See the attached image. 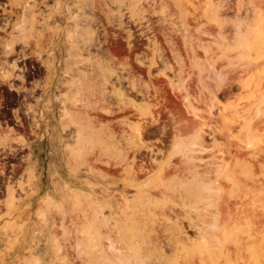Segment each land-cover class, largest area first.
Here are the masks:
<instances>
[{
  "label": "rangeland",
  "instance_id": "1",
  "mask_svg": "<svg viewBox=\"0 0 264 264\" xmlns=\"http://www.w3.org/2000/svg\"><path fill=\"white\" fill-rule=\"evenodd\" d=\"M89 1L90 4L77 7V1L73 0L71 7L91 30L79 38L88 46L82 51V57L96 58L99 65L105 66H102L105 70L99 72L96 64V77H91L90 60L81 72L82 66L69 52L66 28L72 27V21L65 20L62 29L56 34L53 32L51 39L45 35L28 37L21 30V26L28 24H15L16 11H23L27 2L21 5L17 0L15 3L21 6H16L11 13L13 25L6 34L8 43L19 42L25 46L23 41L15 40V35L26 36L25 41L29 39L27 42L37 63L44 65L38 82L41 97L32 109L36 117L33 124L17 132L3 129L0 137V155L12 151L16 157L12 161L17 162L13 172L7 171L6 163L0 164V181L4 179L3 184H7V187L1 185L0 190V264H131L121 257L122 250L137 251L136 264H187V260L193 264H204L205 260L207 264H264V227L258 228L254 214L241 211L243 208L249 211L256 203L263 208L264 190L260 193L263 202L256 201L248 198L247 191L240 189L238 183L215 172L218 160L230 163L232 171L239 163L228 153L230 144L242 136V122L226 130L224 120L214 117L210 126L199 129L201 136L197 139L200 124L176 134L172 130V114L167 108L158 112L144 141L148 146H155L158 158L169 159L177 166L170 182L173 189L166 196H156V207L147 206L137 213L128 210L124 216L111 213L112 191L119 199H130L136 189L125 194L111 186L106 175L107 147L98 137L99 127L107 123L109 116L106 104L110 100L107 97L111 88L110 64L116 66L120 74L145 83L158 78L154 85L166 88L170 91H166L168 95L176 93L178 104L193 121L199 119L187 111L184 104L187 99L179 98L186 93L187 86L191 88L189 98L195 105L204 112L212 109L213 114L217 112L218 103L235 108L237 103L240 106L254 98L258 101L260 94L255 85L249 90L242 86L231 90L226 75L228 80L211 79L213 85L208 88L201 85L200 76L210 75L212 69L223 68L226 74L231 68L241 71L247 67L249 58L257 63L259 59L264 60L263 3L258 10L255 4L259 0H101L99 4L98 0ZM29 2L33 4L34 0ZM39 40L43 42L42 47L36 44ZM249 41H252L249 52H243L241 46ZM127 59L132 64L124 69ZM263 62L260 68L253 69L258 70L259 75L264 73ZM253 72L244 75L250 82L249 75L255 78ZM99 73L103 74L99 76ZM68 83L71 84L69 89ZM176 86L182 90H173ZM116 87L136 102L144 101L127 81L117 83ZM201 91L202 102L196 99ZM65 94L71 116L65 112ZM233 115L234 112H228L225 119L230 120ZM93 120H100L96 121L95 129L91 125ZM77 128L86 139L87 160L82 153L74 154L81 150ZM260 134L255 140L257 144H264V131ZM68 146L76 151L72 153ZM220 149H225L223 159H220ZM262 170L264 162L259 164V171ZM9 173L12 177L7 179ZM152 177L153 172H148L146 179L150 181ZM224 181L232 184L225 186L226 190L230 189L231 198L236 193H244L246 201L237 204L238 212L232 211L226 217L207 216L206 220L202 212L214 208L216 199L204 186L208 183L223 187ZM19 182L23 189L17 186ZM64 184L69 190L64 189ZM11 185L18 202L16 210L10 213ZM70 190L75 191L74 197ZM223 193L221 189L220 194ZM96 204L100 205V211L95 217L91 213ZM91 215L93 219H89ZM103 216L108 220L103 221ZM197 222L212 230L202 232ZM261 223L264 225L262 215ZM113 254L117 257L113 258ZM223 258L225 263H222Z\"/></svg>",
  "mask_w": 264,
  "mask_h": 264
},
{
  "label": "bare ground",
  "instance_id": "2",
  "mask_svg": "<svg viewBox=\"0 0 264 264\" xmlns=\"http://www.w3.org/2000/svg\"><path fill=\"white\" fill-rule=\"evenodd\" d=\"M51 1L53 2L52 4L50 3ZM75 1H77V4H75L77 7L84 6L85 4H90L89 0L88 1L75 0ZM100 1L101 0H98V4L100 3ZM26 2H27V6H25L23 11L20 10L16 11L18 19L15 24H21V25L28 24L26 26H21V30L24 31L28 37L33 35H38L39 37L45 35V36H49V38L51 39L53 32H55L56 34V32L62 29L61 24H64L65 20H70L73 22L72 27L70 28L68 26L66 28V36L70 42L69 52L71 56H76L75 57L76 62L82 66L81 72L85 71L84 69L85 66L90 64V63L87 64L88 60H90L91 65H93L92 66L93 69L91 68V65L89 66L93 71L92 73L93 75H91V71L89 68L88 69L89 71H87L88 76L91 75V77L92 76L96 77L97 75L95 72L97 71L95 70L96 64H97V68L99 69L98 70L99 72L105 70L103 69V67L105 66L99 65L96 58L90 59V58L82 57V51L86 50L88 46H85V42L82 43L79 38L85 37L91 30L87 27V25L89 26V24H85L83 22V19H81V17L79 18L77 13H73L71 7L72 6L71 3L73 2V0H40V1L34 0L33 4H31L30 2L28 3V0H25V2H23L22 0L20 1L18 0L17 3L23 5ZM262 3L264 5V0H259L257 4H255L256 6H258V10L261 8L259 7V5L260 4L262 5ZM44 5L45 8H43ZM263 18L264 17H262V19ZM53 23L56 24L54 27L51 26V24ZM253 23L257 24L256 22ZM262 23L264 24V22ZM38 26L41 27L40 30H38L39 29ZM24 37L23 35L18 34V36L15 35V40L23 41L26 44L28 43L27 41L29 39L25 41L26 38ZM260 42L262 43V40H260ZM42 43H43L42 40L36 41V44H38L40 47H42ZM44 45L47 44L44 43ZM249 45H252V41H249V43L242 45L243 47L241 46V50L243 52L248 53ZM259 50H261V48ZM247 61H246L247 67L243 66L245 69L243 68L242 70L241 68V71H235L234 68L233 69L231 68L234 71L232 72L231 69L230 71L227 70V72L228 71L229 72L226 74L223 72V68L222 70L220 69L221 71L212 69L210 75L208 74L209 76L207 74L200 76V82L202 86H207L208 88H210V86L213 85L211 79H217L220 81L222 79H227L225 77L227 75V77L229 78V80L227 79L229 81L228 88H231V90L237 86L238 87L242 86L243 88L249 90L252 86L255 85L259 89L258 91L260 92V93L258 92V95L260 94V96L258 97V101L256 98H254V100H248L247 103L245 102V104L240 106H237L239 104L237 103V105L235 104L237 106V110H234L236 109V106L234 108L233 106H227L224 103H218L216 105L217 112L213 114L212 109L205 110L204 112L202 111V109H200L198 106L195 105L193 99L189 98L191 88L187 86L186 93L183 95L180 94V96L179 95L178 96L179 98L182 97L187 99V101L184 102L187 111L193 113L199 119L198 121H193L191 120V118L187 116L185 110L178 104L176 100L177 99L176 93H175L176 95L173 93L174 96L171 95L172 93L168 95L170 91L166 90V88H164L161 85L159 86L154 85V83H157L158 78H154V79L152 78L150 79L151 80L150 82L145 83L142 82L141 80L135 79L134 77L128 78L124 74H120L117 71L116 66L111 64L109 65L110 68H109L108 76L111 77L110 79L111 88L107 91V97L110 100L108 101V105L106 104V110L109 116L107 117V123L104 124L103 127L101 126L99 127L100 129L98 133V137L102 141V145L107 147L106 161L108 162V167L106 168V175L111 181L112 184L111 186L118 187L122 192H125V194H127L128 190L130 189H134V190L136 189V193L133 194L132 198L130 199L127 198L119 199L115 196L114 191H112L113 195L109 199V204L112 207V212H111L112 214L113 212H115L121 216H124L127 215L128 210H132L134 213H137L139 211L144 210L147 206L152 205L153 207H156V202H157L156 196L157 195L166 196L167 193L173 189V185H171L170 182L173 181L172 176L176 174V171L178 170L177 166L173 165L169 159L162 161L160 158H158L156 155L157 153L154 150L155 146L154 145L148 146L145 144L144 141L145 137L150 133L149 132L150 129L153 128L154 122L158 118L157 117L158 112L162 111L165 108H167V111L172 114L171 115V118L173 119L172 130H175L176 134H179L182 131H186L192 128L195 124H200V126L202 127H199L196 130L197 139H200L201 136L199 129H203L204 126L205 127L210 126L211 121L214 119V117L224 120V125H225L224 129L226 130L233 129L237 125V123L242 122V127L240 129L242 132V136L240 135L241 138L239 137L238 140H236V142L230 144L232 147H229V149L231 150L230 153H228L231 154L235 159H237L239 163L236 164L234 170L232 171L230 163L224 162L222 160H218L216 161L217 165L215 167V172L218 176L222 174L226 177V179L238 183L240 189H242L244 192L247 191L246 194H248L249 196L248 198H255L256 201L260 200V202H263L260 193L261 190H264V170L259 171V164L264 162V144H257V140H255V137L256 135H259L264 131V73L263 74L261 73L262 75H259V73H257L258 70L255 72L253 69H257L256 67L262 65V61L264 60L261 61L259 59L261 63H259V61L257 63L255 59L249 58ZM141 62H143V60H141ZM219 62L221 63V61ZM219 62H217V65ZM131 64L132 63L127 59L124 69L127 68V65H131ZM3 67H4L3 69H5L4 65ZM13 67L14 66L12 65V68ZM3 69L1 68V70ZM252 72L253 74L255 73V78H253L254 76L252 77L254 80L250 76ZM246 73L250 74L249 79H251V82L248 81L247 78H245L246 76L244 75ZM11 74L12 73L3 70L1 72V79L8 80ZM102 74L99 73V76ZM22 76L21 77L18 76V78L22 79ZM108 80L109 78L107 77L105 81L108 82ZM252 80L254 82H252ZM125 81L129 83L132 91H135L136 95L142 96V99L144 101L136 102L133 98L129 97L123 90L117 89L116 84L124 83ZM82 82L83 81H81V83ZM68 84L69 85H67V87L69 89L71 84L70 83ZM60 85H63L62 81ZM172 89L173 90L177 89L180 91L182 90V88L179 86H176L175 88ZM256 89H255V93H257ZM166 91L168 93H166ZM65 96H66L65 101H63L65 106V112L67 116H71L72 114L67 109L68 96L67 94H65ZM196 99L197 101L200 102L203 101L204 97L202 91H201V95ZM95 109H98V107H95ZM228 112H234V115L230 120L225 119V114ZM96 121L98 123L100 122V120H93V122L91 123L94 129L96 126ZM62 123L64 124L63 121ZM82 129L83 127H81V130ZM81 130L77 128L76 131V137L79 143L78 148L81 150L80 152L74 154H76L77 156L79 153H82L83 158L87 160L88 150L85 147V143H84L86 139L84 138V134ZM262 143H264V140ZM67 149L69 151L71 150L72 153L76 151L75 148L69 146L67 147ZM220 152L222 153L220 159H223L225 149H220ZM147 153H149V156H147ZM150 171L153 172V177L151 178L150 181H148L146 179V175ZM117 180H119L118 182L119 185H116ZM222 185L223 187L221 185L209 186L207 183L204 186V188L209 193L215 195V199H216L214 208H210L202 212L206 220L208 219L207 216H214L220 214L226 217L232 211L238 212L240 208L239 205L237 204L238 203L243 204L246 201L245 199L246 194L244 193L242 194L236 193L234 198L230 197L229 195L230 189L228 188L226 190L225 186L230 187L232 184L230 183L226 184V181H224ZM17 186L23 189L22 182H19ZM10 187H11L10 190L11 199H9L8 205L10 207V213H11L14 210H16L18 201L14 197L15 188L13 187V185H11ZM64 189L69 190L67 184H64ZM221 189L225 191V193H223L222 195L220 194ZM70 192L72 194V197H74L75 191L70 190ZM219 197L220 199H218ZM47 199L50 200L51 197H47ZM217 200L219 201L217 202ZM206 203L209 204L208 202ZM99 207L100 205L98 204L95 205L94 210L91 213L93 216L96 217L99 215V211H100ZM246 209L247 208H243L241 210L243 212L242 214L245 213L254 214V216L257 218L256 222L258 228L264 227V225L261 223V215L264 216V207L262 208L256 203V205L249 211ZM92 215L89 219H93ZM86 216H88V214H86ZM101 219L103 221H107L108 217L103 216L101 217ZM210 223L216 226V223L213 222ZM196 225H198V227L202 229V232H208V230H212L208 226H203L198 222ZM128 237H130V235H128ZM157 240H159V237H157ZM121 253L123 254V256L121 257H123L124 260L130 262L131 264H136L137 251L129 252L122 250ZM114 256L117 257L116 254L112 255L113 258H115ZM186 260L185 262L188 261L187 264H193L192 263L193 261L189 262V260L187 261ZM223 261H225L224 258L222 259V263H225ZM204 264H207V260H205Z\"/></svg>",
  "mask_w": 264,
  "mask_h": 264
},
{
  "label": "flooded vegetation",
  "instance_id": "3",
  "mask_svg": "<svg viewBox=\"0 0 264 264\" xmlns=\"http://www.w3.org/2000/svg\"><path fill=\"white\" fill-rule=\"evenodd\" d=\"M16 1L0 0V137L3 129L17 132L27 125H32L36 119L33 117L32 108L34 109V105L41 97V87L38 82L43 75L41 66L44 64L37 63V58L31 52L28 43L21 46L19 42H15L12 46L8 43L9 37L6 36L13 25L11 24V13L14 12L16 6H21L17 5ZM1 68L12 73L8 80L1 79L3 71ZM17 75L19 77L23 75L22 79ZM3 157L6 158L4 161L1 160ZM15 158V154L8 151L7 154L0 155V164L6 163L7 171L13 172L14 166L17 165V162L12 161ZM10 177L12 174H7V179ZM2 181H0V190L1 185L7 187V184H3Z\"/></svg>",
  "mask_w": 264,
  "mask_h": 264
}]
</instances>
